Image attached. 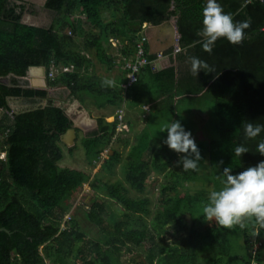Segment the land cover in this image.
Listing matches in <instances>:
<instances>
[{
  "label": "trees",
  "instance_id": "1",
  "mask_svg": "<svg viewBox=\"0 0 264 264\" xmlns=\"http://www.w3.org/2000/svg\"><path fill=\"white\" fill-rule=\"evenodd\" d=\"M206 2L46 0L44 7L56 15L49 26L37 27L21 22L26 12L23 2L0 0V108L7 111L0 120V152L5 153V159L0 158V228L9 230L0 231V264H122L125 251L147 243L153 244L147 249V264H263L264 228L254 220L243 229L221 227L203 217L202 206L209 193L221 187L225 167L238 174L264 161L257 151L264 131L248 139L243 128L248 122L264 125V3L218 0L234 22L250 20L251 26L245 29L242 44L220 38L208 53L197 36ZM106 13L109 19L104 18ZM168 19L176 21L181 51L175 55L172 49L166 51L159 69L146 65L136 82L123 87L125 62L135 56L139 43L149 60L156 58L143 41V24ZM111 39L117 43L114 52H109ZM193 56L215 71L192 75ZM95 60L109 71L121 69L117 76L123 80L116 79L115 87H102L104 78L91 72ZM30 66L45 67L49 88L65 87L81 104L90 100L97 109L114 107L124 116L123 103L141 107L146 125L134 142L117 136V131H129L118 113L111 122L99 117L97 128L80 141L91 167L112 149L101 169L111 174L123 163V179L99 186L90 180V172L59 165L64 157L61 136L73 122L64 108L54 105L48 90L29 88L20 79ZM51 71L53 78L48 76ZM9 97L47 98L48 104L11 114ZM184 101H209L213 109L207 120H213L210 135H195L202 157L197 170L175 167L185 154L164 143L167 131L159 134L150 127L156 113L166 116L161 127L173 120L186 125L181 119ZM115 142L124 143V157ZM239 145L249 151L235 157ZM151 171L172 178L161 185L153 208L152 200L142 195ZM196 181L210 185L209 190L191 193L185 185ZM87 182L90 201L75 205ZM108 202L119 205V215L106 213ZM79 210L99 236H89L80 226ZM168 229H175L171 242L161 238Z\"/></svg>",
  "mask_w": 264,
  "mask_h": 264
},
{
  "label": "clouds",
  "instance_id": "2",
  "mask_svg": "<svg viewBox=\"0 0 264 264\" xmlns=\"http://www.w3.org/2000/svg\"><path fill=\"white\" fill-rule=\"evenodd\" d=\"M264 3V0H261ZM203 27L197 32L202 37V48L211 53L220 38H226L231 44H242L245 39V29L251 26L250 20L234 22L231 14L225 13L218 0H207L203 8ZM190 71L198 76L201 70L206 73L215 71L206 61L198 57H190ZM102 87H115V81L104 79ZM245 136L255 139L264 131V125L252 122L243 125ZM160 131H167L164 141L168 147L177 153L185 154L177 161L183 165V170H197L198 162L202 159L198 146L190 131H186L179 120H173L164 125ZM249 150L243 145L236 146L234 156L241 157ZM257 151L264 155V141L257 145ZM222 175L221 187L209 193L207 202L202 206L203 217L217 225L234 229H243L246 222L264 228V161L256 166L248 167L238 174H232L231 167H225Z\"/></svg>",
  "mask_w": 264,
  "mask_h": 264
},
{
  "label": "rangeland",
  "instance_id": "3",
  "mask_svg": "<svg viewBox=\"0 0 264 264\" xmlns=\"http://www.w3.org/2000/svg\"><path fill=\"white\" fill-rule=\"evenodd\" d=\"M24 1L30 5L29 9L26 10V12L24 13L25 14L24 17H28L29 22L37 23L38 25L45 26V27L49 26L52 23L56 13L44 7L45 0H24ZM104 18L109 19V15L107 13L104 14ZM112 46L116 48L117 45L111 44V50H109V52L111 51L114 52V49L112 50ZM91 72L104 79H112L120 74L116 68L113 72L110 73L109 70H107L103 65L98 63L96 60H95L94 66L91 68ZM3 81H6V78H4ZM48 97L52 98L54 100V103L61 104L62 106H64L66 109H69V110L70 108H72V105H76V103L74 102V98L70 95V92L65 87H62V86L48 88ZM25 104L26 106L23 107L21 103L19 102V106L13 105V108L19 109V110L31 109V108H34L38 104V101L35 99H27ZM81 105L87 108V111L89 112L92 118H99L101 116H106V120L108 122H111L114 119L112 115H115L117 112L116 108L109 107V106L102 108V109H97L92 103H86L85 105L84 104H81ZM75 108L81 110V106L77 105ZM124 111H125L124 120L129 125V131H123V132L117 131V136L120 137L121 139H129L131 142H134L137 134L140 133L145 128V125H146L143 112L140 106L130 107L128 105H127V108H124ZM156 114L158 115V117L153 116L154 117L153 122L150 127L153 131L160 134L164 132V131H160V129L162 128L161 125H163L164 122L166 121V116L162 115V113H156ZM208 116L209 115L207 114L206 117ZM74 117H77L76 110L74 111ZM209 118L210 117H208L207 120H209ZM207 122L208 121L205 122V124H207L206 127L204 126L203 128L202 126L200 129L194 131L195 135L196 134L198 135L197 137H200V136L206 137L207 135H210V132L208 131L210 129V126L213 124V120L209 121L208 123ZM96 128L97 126L96 127L91 126L90 129L85 132L80 130V132L77 133V137H76L74 145L71 146V147L76 146V149L73 150L71 153L68 152V149L71 147H67L65 144H63L62 148L64 152V157L59 162V165L63 167L82 169L87 172H90L91 173L90 180L91 181L95 180V182H97L99 186H102L104 182H112L117 179L118 180L123 179L124 175L126 174V168L124 169L123 163H121V165L116 167L114 173H111V174L101 169V163H102L103 158H106L107 155H111L113 153L112 149H109L106 153L102 154L101 161H99L94 167H91L88 164V161L84 153V149L82 148L80 141H81V137H83L84 135L93 131ZM195 142H197V138L195 139ZM114 145L117 148H119V150L122 153V157H124L127 151V148H124V143L115 142ZM1 157H3V153L0 152V158ZM175 164H176L175 167H178V164L177 163ZM123 170H124V173H123ZM171 180L172 178L166 177L164 173L158 174L154 171H151L147 189L142 195L148 196L152 200V208L154 207L153 204L157 203L158 198H160L161 196L160 195V190L162 189L161 185L166 182H170ZM185 187L188 188V190L194 194L195 192H198L200 190L208 191L210 188V185L202 184V182L196 181L193 183H187ZM89 193H90V187L87 182L84 184L83 190L78 194L76 201H74L75 205L80 204L82 201L89 202L90 197H91ZM107 205H108L107 210H106L107 214H109L110 216L112 215V217L114 215L120 214L119 205L114 204L112 202H108ZM81 211L82 210L77 211V216H78V220L80 221V226L84 229V231L89 236L91 237L99 236L97 229L94 228L92 224L88 223L84 219ZM107 214H105V216H107ZM64 220H68V215L65 216ZM174 234H175V229H168L161 238L165 242H171ZM155 240L158 242L159 238L156 237ZM152 245H153L152 243H147L144 246L136 247L135 249H133L132 252L125 251L121 257V263L122 264H143V263L147 264L146 259H145L148 253L147 249L150 248Z\"/></svg>",
  "mask_w": 264,
  "mask_h": 264
},
{
  "label": "crops",
  "instance_id": "4",
  "mask_svg": "<svg viewBox=\"0 0 264 264\" xmlns=\"http://www.w3.org/2000/svg\"><path fill=\"white\" fill-rule=\"evenodd\" d=\"M168 20L170 21V24L165 23L161 26H158V25L162 24L164 21L158 25H152V24H147V23L143 24V27H142L143 30L141 32H142L143 41L146 40L147 50H148L149 54H155V53L160 52V51L170 50L171 48L175 47L174 44H177V41H178L177 40V34L174 30L175 28H177L176 27L177 26L176 21H172L170 19H168ZM174 41H176V43ZM175 54H173V55H175ZM113 71H109V72L111 73ZM117 71H119L120 74L123 73L121 71V69H117ZM34 77H36L35 80H36V82H38V80H42V73L40 71H36ZM123 78L124 77L120 78V77L116 76V77L112 78L111 80L115 81V83H116V79H122L123 80ZM125 78H126V76H125ZM121 85H122V83H121ZM86 103H91V101L90 100L85 101L84 105ZM13 105L15 106L16 103L13 102ZM73 106L76 107V105H72V109H74ZM122 107L127 108L126 103H123ZM180 107H181V119L183 118L184 120L187 121V124L183 125V126H184L186 131L191 132L192 137L195 136L194 131L199 129V127H200L199 124L205 123L207 121V118L211 117L212 112H213L212 106H211L209 101L204 102L203 104L184 101ZM207 114L209 115L208 117H206ZM112 116L114 117V115H112ZM93 119H95V122L97 123L98 118H93ZM128 127H129V125H128ZM128 127L126 125V128H128ZM263 240H264V236H263ZM263 264H264V262H263Z\"/></svg>",
  "mask_w": 264,
  "mask_h": 264
},
{
  "label": "water",
  "instance_id": "5",
  "mask_svg": "<svg viewBox=\"0 0 264 264\" xmlns=\"http://www.w3.org/2000/svg\"><path fill=\"white\" fill-rule=\"evenodd\" d=\"M46 0L44 1L45 4ZM18 4H21V1H17ZM25 15V14H24ZM22 17L21 22L23 24L26 25H30V26H37V27H41L40 25H38L37 23H31L28 20V17ZM165 23L170 24L169 20L164 21L162 24L158 25L161 26ZM177 27V26H176ZM176 34H177V40L179 41L180 38V34L178 31V27L174 29ZM178 41L177 44H174L175 46L178 45ZM176 43V41H174ZM160 68V67H159ZM158 68V69H159ZM36 71H40L42 73V80H38V82H36L34 77ZM11 75L8 76V78H10ZM23 81H27L28 82V87L32 88V89H42V90H48L49 86H48V81H47V73H46V69L43 66H30L26 72V75L24 77L20 78ZM73 97V96H72ZM74 98V102L76 103V106H81V110L76 109L75 106L74 109L70 108L66 109L64 106H62L61 104H56L54 103L55 106L58 107H62L65 109L66 113L68 116H70V118L72 119V127L69 128L62 136H61V141L63 144H65L67 147H71L74 145L76 137H77V132L76 129H80L83 132L87 131L90 129L91 126H97V123L95 122V119H93L89 112L87 111V109L81 105V103L79 102V100H77L75 97ZM35 100L38 101V104L31 109H24V110H19V109H14L13 108V102L16 103V106H19V102L21 103V105L23 107L26 106L25 102L27 101L26 98L24 97H9L7 98V105L10 108V113L11 114H19L21 112L24 111H29V110H33V109H37L39 107H45L48 104V99L47 98H39V97H34ZM77 111V117H74V111ZM7 111L4 110L3 108H0V119L2 118V116L6 113ZM0 231H5V232H9V230L4 229V228H0Z\"/></svg>",
  "mask_w": 264,
  "mask_h": 264
},
{
  "label": "built area",
  "instance_id": "6",
  "mask_svg": "<svg viewBox=\"0 0 264 264\" xmlns=\"http://www.w3.org/2000/svg\"><path fill=\"white\" fill-rule=\"evenodd\" d=\"M111 43L114 45L117 44L113 39H111ZM180 51H181V47L178 44L175 46L173 54L180 52ZM154 55H156V58L153 60H149L147 55L145 54V50L142 46V43L138 44L135 56L126 60L125 62V66L128 69V73H127V82L123 85V87H128L132 83L136 82L138 78V72L144 66L151 65V67L154 70H157L160 67V60L164 57V54L162 52H158V53H155ZM63 70L68 71V68H64ZM48 76L50 78H53L54 71L49 72ZM117 113L116 114L118 115V120L121 121L124 116V112L123 110H119L117 111ZM122 127L126 128V125L124 124L122 125ZM2 158L5 159V153H3V157H1V159Z\"/></svg>",
  "mask_w": 264,
  "mask_h": 264
},
{
  "label": "flooded vegetation",
  "instance_id": "7",
  "mask_svg": "<svg viewBox=\"0 0 264 264\" xmlns=\"http://www.w3.org/2000/svg\"><path fill=\"white\" fill-rule=\"evenodd\" d=\"M17 1H21V2H23L25 5H26V10H28L29 9V4L27 3V2H25L24 0H17ZM172 49V52L174 53V49H175V47L174 48H171ZM166 51H168V50H166ZM166 51H160V52H162L163 54H165V52ZM158 53V52H157ZM1 120V119H0ZM1 153H4L3 151L1 152Z\"/></svg>",
  "mask_w": 264,
  "mask_h": 264
},
{
  "label": "bare ground",
  "instance_id": "8",
  "mask_svg": "<svg viewBox=\"0 0 264 264\" xmlns=\"http://www.w3.org/2000/svg\"><path fill=\"white\" fill-rule=\"evenodd\" d=\"M35 75V74H34Z\"/></svg>",
  "mask_w": 264,
  "mask_h": 264
}]
</instances>
